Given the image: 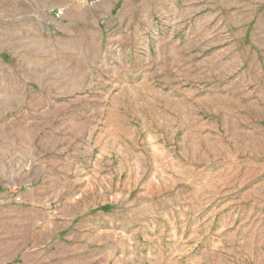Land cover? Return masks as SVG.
Instances as JSON below:
<instances>
[{"label": "rangeland", "instance_id": "374dc122", "mask_svg": "<svg viewBox=\"0 0 264 264\" xmlns=\"http://www.w3.org/2000/svg\"><path fill=\"white\" fill-rule=\"evenodd\" d=\"M0 264H264V0H0Z\"/></svg>", "mask_w": 264, "mask_h": 264}]
</instances>
